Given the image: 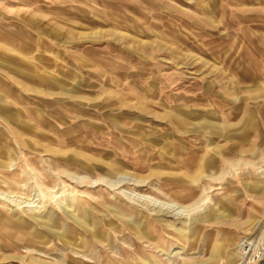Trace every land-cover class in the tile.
Listing matches in <instances>:
<instances>
[{"label": "rangeland", "instance_id": "374dc122", "mask_svg": "<svg viewBox=\"0 0 264 264\" xmlns=\"http://www.w3.org/2000/svg\"><path fill=\"white\" fill-rule=\"evenodd\" d=\"M243 248L264 264V0H0V264Z\"/></svg>", "mask_w": 264, "mask_h": 264}, {"label": "bare ground", "instance_id": "6f19581e", "mask_svg": "<svg viewBox=\"0 0 264 264\" xmlns=\"http://www.w3.org/2000/svg\"><path fill=\"white\" fill-rule=\"evenodd\" d=\"M251 245H252V243H251ZM246 248H247V246H246ZM250 250L244 249V248L241 250V253H240V255H241V257H240L241 263L240 264H251L252 263V259H251V256H250V254H251Z\"/></svg>", "mask_w": 264, "mask_h": 264}]
</instances>
